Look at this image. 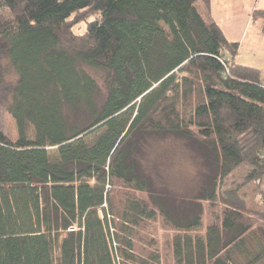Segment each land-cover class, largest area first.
I'll return each instance as SVG.
<instances>
[{"label": "trees", "instance_id": "1", "mask_svg": "<svg viewBox=\"0 0 264 264\" xmlns=\"http://www.w3.org/2000/svg\"><path fill=\"white\" fill-rule=\"evenodd\" d=\"M209 5L0 0V108L15 129H0V264H264V241H249L264 240V79L234 60ZM170 135L217 167L180 216L140 164L148 137Z\"/></svg>", "mask_w": 264, "mask_h": 264}, {"label": "rangeland", "instance_id": "2", "mask_svg": "<svg viewBox=\"0 0 264 264\" xmlns=\"http://www.w3.org/2000/svg\"><path fill=\"white\" fill-rule=\"evenodd\" d=\"M84 29V23L74 28L76 32L80 33ZM88 70L97 81L100 91L105 93L104 73L99 70ZM0 129L10 137L15 135L14 121L3 108H0ZM91 136L92 134L88 137ZM144 145L140 164L144 175L153 182V189L156 191L157 197L169 202L172 211L177 216L184 213V210H192L194 208L193 198L203 192L208 179L214 175L217 169L216 165L207 159L206 149L191 139L171 135L167 138L150 136ZM47 151L49 159L54 161L57 158V149L51 147L47 148ZM247 170L246 165L236 168L225 180L224 188L237 187L236 185L243 181ZM252 188L253 185L248 184V187L241 193L251 208L259 209L260 199L250 191ZM249 241L252 247L256 248L264 240L255 232L250 235Z\"/></svg>", "mask_w": 264, "mask_h": 264}, {"label": "crops", "instance_id": "3", "mask_svg": "<svg viewBox=\"0 0 264 264\" xmlns=\"http://www.w3.org/2000/svg\"><path fill=\"white\" fill-rule=\"evenodd\" d=\"M262 9L264 0H210L209 16L229 42L238 43L234 60L259 69L264 79V17L253 16ZM260 185L264 193V177Z\"/></svg>", "mask_w": 264, "mask_h": 264}]
</instances>
